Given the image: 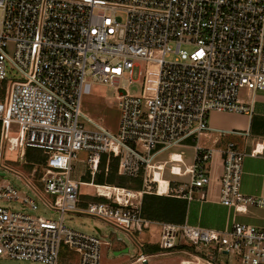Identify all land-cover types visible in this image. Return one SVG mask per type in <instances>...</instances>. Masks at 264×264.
<instances>
[{"label":"built area","instance_id":"1","mask_svg":"<svg viewBox=\"0 0 264 264\" xmlns=\"http://www.w3.org/2000/svg\"><path fill=\"white\" fill-rule=\"evenodd\" d=\"M9 45L12 55L6 51ZM140 60L158 65L151 96L125 90ZM8 66L19 79L6 76ZM96 85L116 91L120 118L115 134L79 110L81 95ZM241 88L252 95L264 91V0H0V151L18 148L23 159L25 149L34 148L44 156L42 163H31L27 176L0 166V258L59 264L64 245L78 255V264H99L100 246L108 242L67 226L66 214L110 221L127 235L141 232L151 223L141 216L142 195L159 194L154 169L161 171L163 165L153 159L187 140L193 143L191 164L181 169L182 152L177 160L168 153L169 174H187V187L166 180L163 194L190 199L193 188L210 182L206 166L217 150L220 202L236 211L247 205L264 208L263 197L239 191L245 153L232 141L218 149L208 145L227 133L247 135L208 124L212 111L251 112L252 101L238 99ZM12 124L18 129L15 137L7 135ZM137 145L146 156L135 150ZM79 151L87 152L81 163L92 176L101 155L118 157V174L143 172V188L101 185L99 190L82 182L81 175L75 178ZM259 153L254 148L248 154ZM6 171L25 192L6 178ZM83 184L93 186L100 200L80 208ZM37 201L48 217L37 213ZM159 227L162 250L184 241L211 249L212 260L217 251L226 254L225 264H264L262 227L235 221L222 232L185 223L159 222ZM134 260L146 258L140 254Z\"/></svg>","mask_w":264,"mask_h":264},{"label":"crops","instance_id":"2","mask_svg":"<svg viewBox=\"0 0 264 264\" xmlns=\"http://www.w3.org/2000/svg\"><path fill=\"white\" fill-rule=\"evenodd\" d=\"M238 99L245 103L252 101L249 114L212 111L208 115V124L214 130L247 135L227 133L216 138V142L209 141L208 145L218 149L226 141L234 142L236 147L245 153L241 164L240 193L244 196L264 198V91H256L252 95L245 88H241L238 92ZM182 146L193 148V143L187 140ZM254 148L260 153L249 155L248 153ZM165 163L166 160L162 162V165L164 166ZM206 167L210 182L201 188H193L191 198L186 200L183 223L217 232L229 230L233 221L264 228V208L247 205L244 211H236L232 206H225L220 202L219 178L222 172V159L219 151H214ZM78 176H80L78 173H74L75 178ZM150 222L144 230L137 233V236L136 234L127 235L125 240H119L120 242L117 243L119 245L113 244L114 255H118V260L109 264H225L227 262L228 256L224 253L217 251V254H212L215 256L212 260L211 249H188L184 241L179 242L172 249H160L158 246L159 222ZM106 242H108L106 245H111V242ZM130 250L133 254L129 255L130 258L127 261H124L122 257ZM70 253L69 251L67 256H64L65 261L64 257L62 258L60 264H78V255L75 253L77 258L73 261L68 256ZM140 254L146 258L143 263L134 260Z\"/></svg>","mask_w":264,"mask_h":264},{"label":"rangeland","instance_id":"3","mask_svg":"<svg viewBox=\"0 0 264 264\" xmlns=\"http://www.w3.org/2000/svg\"><path fill=\"white\" fill-rule=\"evenodd\" d=\"M6 51L9 55H12V51H13L12 46L9 45L6 48ZM138 70L142 72L141 75L137 74ZM157 70H158V65L155 62L141 61V60L135 61L134 74L132 76V80L125 87L127 93L139 97L151 96L154 92ZM6 76L10 79L12 78L19 79V74L11 66H8L6 68ZM117 103L118 101L116 98L115 89L109 86L96 85V86H92L87 94L81 95L79 110L87 117L91 118L93 121L104 127L106 130L115 134L117 133L119 127V118H120V110ZM80 121L83 122L85 126L91 128V126H89V124H87L84 120H82V118L80 119ZM17 130H18L17 126L12 124L10 126V130L8 131L7 135L9 137L17 136ZM134 148L141 155L143 156L147 155V151L141 148L139 145L135 146ZM25 150H27V154L30 160L36 161L39 159L38 157L41 154L39 150L32 148H28V149L26 148ZM179 151H182V160H183V164H179L180 168L183 169L184 166L191 164L192 156H193V148L191 146H175L167 151L161 152L153 159V162L156 161L163 162L164 160H166V163L163 166V170H161L163 172L158 171L157 169H154V171H158L163 179L170 181L176 179L178 183H181L182 186L186 188L187 182L189 180V176L187 174H183L177 177L170 175L168 171L169 166L172 164L170 161H168V153L179 152ZM18 152H19L18 148L12 151H3L2 148L0 151V166L5 164L13 168L14 170L19 171V173L27 176L30 173L27 172L30 167H26L25 158L23 159L18 158ZM86 157H87L86 151H79L77 153L76 155L77 161L74 163L75 166L74 173H78V175H81L80 179L82 182H86V183L92 182L93 184H95L94 183L96 181L95 174L97 175L98 169L95 172V174L92 176L88 172V169L85 167V165H82L81 163L86 159ZM162 162L160 163L162 164ZM1 171L2 169L0 168V172ZM5 176L8 180L16 183L21 189V191L25 192V187L23 186V184L19 180H17L12 173L6 171ZM138 176L141 177V182H142L140 189H132V188H128V189L141 190L143 188V177H144L143 172H139ZM138 176L135 177L127 176V177L138 178ZM150 176H152V174H150ZM1 178L2 176L0 177V180ZM95 185H99V184H95ZM108 186L120 187L113 184H110ZM172 186L173 183H171L170 187ZM122 188H127V187H122ZM154 189H155V185H154ZM94 194H95V188L93 186L87 184L80 185L79 202H78L79 207L84 208L90 202L99 201L100 199L96 198ZM37 204H38L37 213L42 216L48 217L49 216L48 211L43 209L39 201H37ZM3 205L12 207L14 209L18 208V204L13 202H3ZM65 223L67 226H70L79 231L101 237L103 242L104 241L111 242V245H106L104 243L101 244L99 264L114 263L118 260V255H114L113 244L119 243L120 242L119 240H125V236H127V234H125V232H123L122 230L116 228L113 223L83 213H67L65 216ZM97 229L100 232H98ZM184 244L188 246V249L193 248L190 244L186 242H184ZM68 252L69 251L66 248V246L61 245L59 250V264L61 263L62 258ZM125 254L122 257V259L124 261H127L130 258L129 255H132L133 252L130 250L129 253H125ZM68 256L73 261H75L77 258V255L73 252L68 254ZM219 259H221V257ZM63 260L65 261V257ZM0 264H38V263L31 261H23V260H11L9 258H0Z\"/></svg>","mask_w":264,"mask_h":264},{"label":"trees","instance_id":"4","mask_svg":"<svg viewBox=\"0 0 264 264\" xmlns=\"http://www.w3.org/2000/svg\"><path fill=\"white\" fill-rule=\"evenodd\" d=\"M40 155L38 160L32 161L28 157L27 150H25L24 158L26 167H31V163H42L44 161V156L42 153ZM117 164L118 157L109 156V158H107L105 154L101 155L97 175L95 174L96 181L94 183L99 185L113 184L120 187L140 189L142 184L141 177L131 178L117 174ZM106 165L107 170H105ZM186 205L187 201L184 198L143 193L141 199V216L150 221L182 224ZM156 249L158 248L156 247Z\"/></svg>","mask_w":264,"mask_h":264},{"label":"bare ground","instance_id":"5","mask_svg":"<svg viewBox=\"0 0 264 264\" xmlns=\"http://www.w3.org/2000/svg\"><path fill=\"white\" fill-rule=\"evenodd\" d=\"M171 158H172V160H177L178 158H179V155L178 154H176V153H173V154H171ZM173 171H174V174H178V166L176 165V164H173ZM160 169H161V167H159ZM155 173H154V181L155 182H158V193L159 194H163L165 191H166V188H167V181H166V179H163L161 176H160V174H159V172L158 171H154ZM106 186H108V185H106ZM108 187H110L111 188V186H108ZM97 188L99 189V190H102L103 189V187L101 186V185H99V186H97ZM118 191V193H121L122 191L123 192H127V193H130V192H128V191H125V190H120V189H118L117 190Z\"/></svg>","mask_w":264,"mask_h":264},{"label":"water","instance_id":"6","mask_svg":"<svg viewBox=\"0 0 264 264\" xmlns=\"http://www.w3.org/2000/svg\"><path fill=\"white\" fill-rule=\"evenodd\" d=\"M3 174V172H0V175H2ZM98 230V229H97Z\"/></svg>","mask_w":264,"mask_h":264}]
</instances>
